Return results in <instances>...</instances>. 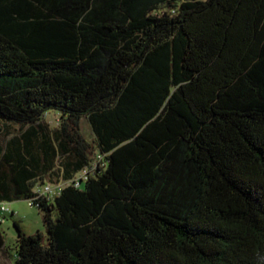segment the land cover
Masks as SVG:
<instances>
[{
	"label": "trees",
	"instance_id": "16d2710c",
	"mask_svg": "<svg viewBox=\"0 0 264 264\" xmlns=\"http://www.w3.org/2000/svg\"><path fill=\"white\" fill-rule=\"evenodd\" d=\"M82 117L106 164L75 182ZM21 199L46 234L13 221L15 264H264V0H0V203Z\"/></svg>",
	"mask_w": 264,
	"mask_h": 264
},
{
	"label": "rangeland",
	"instance_id": "374dc122",
	"mask_svg": "<svg viewBox=\"0 0 264 264\" xmlns=\"http://www.w3.org/2000/svg\"><path fill=\"white\" fill-rule=\"evenodd\" d=\"M166 10V7H162L159 10V13ZM41 121L51 132L54 128L59 127L60 113L54 109L48 110L42 115ZM10 131L13 134L19 133L18 125H13ZM80 132L83 137L93 145L94 153L92 155L90 166L84 168L75 175V179H73L75 182L79 179H85L88 174H94L97 171V166L104 167L106 164L105 156L97 147L95 135L86 117L80 119ZM4 139H6V137H4ZM73 180H65L61 177L60 172L58 174L47 175L43 180L35 181L34 190L38 192L39 190H42L44 185H48L52 191L50 190L47 195L52 201L54 196L59 193L60 188L71 183ZM4 203L9 210L1 213V216L3 217L2 220H0V230L3 234L4 245L0 250V264H15L16 239L18 232L13 221H16L19 224L25 234H33L37 231L46 234V229L42 221L41 212L35 205L30 204V200L21 199L11 202L5 201ZM12 211L13 214H11Z\"/></svg>",
	"mask_w": 264,
	"mask_h": 264
},
{
	"label": "built area",
	"instance_id": "2783aa9c",
	"mask_svg": "<svg viewBox=\"0 0 264 264\" xmlns=\"http://www.w3.org/2000/svg\"><path fill=\"white\" fill-rule=\"evenodd\" d=\"M50 190L52 191V189L48 185H44L42 190H39L38 192L47 195V193L50 192ZM30 202H31L30 204H32V201ZM7 210H9V208L5 205V203L4 202L0 203V220H2L3 217L1 216V213H4Z\"/></svg>",
	"mask_w": 264,
	"mask_h": 264
},
{
	"label": "crops",
	"instance_id": "0c3cea01",
	"mask_svg": "<svg viewBox=\"0 0 264 264\" xmlns=\"http://www.w3.org/2000/svg\"><path fill=\"white\" fill-rule=\"evenodd\" d=\"M13 212V211H12Z\"/></svg>",
	"mask_w": 264,
	"mask_h": 264
}]
</instances>
